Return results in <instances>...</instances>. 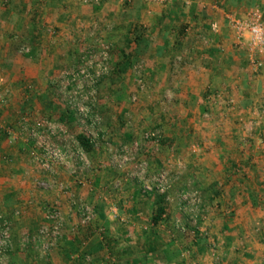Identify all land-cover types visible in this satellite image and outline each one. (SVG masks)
Wrapping results in <instances>:
<instances>
[{
    "label": "crops",
    "instance_id": "1",
    "mask_svg": "<svg viewBox=\"0 0 264 264\" xmlns=\"http://www.w3.org/2000/svg\"><path fill=\"white\" fill-rule=\"evenodd\" d=\"M254 7L264 15V0H0V212L10 226V260L16 264L263 263L264 114L258 110L264 107V52L258 53L262 68L255 70L248 47L236 43L229 23L230 17H243ZM211 24L217 25L216 30ZM90 28L110 30L105 36L112 64L119 69L98 86L97 109L107 107L106 114H114L110 116L114 122L102 117L108 139L116 143L121 139L118 135L131 134L118 126L120 118L129 115L125 103L135 91L121 74L132 72V63L139 61L145 92L158 93L139 108V115L161 124L165 146L175 147L182 158L177 180L191 175L190 185L199 190L205 211L195 225L175 198L162 203L155 194L137 196L134 180L112 167L102 149L97 151L100 154L85 149L94 165L91 170L77 167L81 183L64 169L57 172L67 192L35 185V179L51 177L29 154L33 140L20 118L23 113L30 119L39 113L61 115L65 104L60 103L56 80L74 65L84 43L96 36L88 34ZM55 30L58 33L51 36ZM22 46L28 51L21 52ZM104 85L117 92L114 104L102 99ZM167 91L172 98L163 101ZM59 118L55 119L68 126L76 145L79 125ZM177 180L175 191L181 186ZM68 191L94 207L90 223L77 225ZM49 204L59 207L64 224L61 238L44 256L26 234L44 221ZM177 218L187 231L175 226Z\"/></svg>",
    "mask_w": 264,
    "mask_h": 264
},
{
    "label": "built area",
    "instance_id": "2",
    "mask_svg": "<svg viewBox=\"0 0 264 264\" xmlns=\"http://www.w3.org/2000/svg\"><path fill=\"white\" fill-rule=\"evenodd\" d=\"M229 19L236 43L247 45L249 62L257 70L261 64L258 53L264 50L262 11L254 7L243 17L232 16ZM211 28L216 30L217 25L211 24ZM20 51L26 52L28 47L22 46ZM141 66L139 61H134L131 65L133 81L136 85V90L129 94V100L132 102L136 101L138 94L145 90L146 82ZM111 70V45L106 38L96 35L91 42L84 43L74 65L62 70L56 80L64 107L74 116L91 150L103 149L108 153L111 166L126 170V177L137 181L142 194L158 195L164 202H171L175 198L180 208L190 214L191 222L195 225L199 210L204 208L199 190L192 186L180 187L176 191L173 189L182 167L181 160H175L173 169L169 167L170 161L167 160L168 164L152 170L148 157L137 156L141 149L155 152L160 148L162 135L159 127L150 126L142 129L139 138L132 142L115 144L108 139L106 129L102 126V115L95 107L99 100V83L110 74ZM164 97L167 101L171 100L172 93L167 91ZM258 111L264 114V107ZM20 123L29 138L33 140L29 154L51 177L49 180L35 179L34 183L37 187L48 189L54 186L67 192V186L57 180L56 174L59 168L67 171L78 183H81L82 179L77 175V167L90 170L93 168L94 163L80 142L76 141V145H73L74 136L63 121L47 116L30 119L22 115ZM145 146H148L147 150ZM68 193L70 207L78 217L77 225L90 223L96 214L94 207L81 198H75L72 192L68 191ZM115 212L114 209L110 210L114 215ZM14 213L19 214L20 210L16 209ZM63 224L64 216L59 207L49 204L45 207L44 221L32 234H26V240L33 243L35 248L46 256L61 238ZM175 226L181 231H187V226L179 218L175 220ZM193 231L194 229H191V232ZM11 245L10 226L6 217L0 212V264H16L8 259Z\"/></svg>",
    "mask_w": 264,
    "mask_h": 264
},
{
    "label": "rangeland",
    "instance_id": "3",
    "mask_svg": "<svg viewBox=\"0 0 264 264\" xmlns=\"http://www.w3.org/2000/svg\"><path fill=\"white\" fill-rule=\"evenodd\" d=\"M56 28V27H55ZM108 31H110L109 29H105L104 31L102 30L101 31V28L98 30V29H96V28H90L89 29V31H88V34L91 36V37H93L94 35H99V34H101V36L103 35V37L104 38H106V36H105V34L108 32ZM90 32V33H89ZM92 32V33H91ZM97 32V33H96ZM58 32H56V30L53 32V33H51L50 35L51 36H53L54 34H57ZM88 35V36H89ZM50 36V37H51ZM87 36V37H88ZM95 37V36H94ZM93 37V38H94ZM92 38V39H93ZM92 39H91V41H92ZM90 41V42H91ZM244 46H245V48H247V45H245L244 44ZM261 52H264V50L263 51H261ZM260 60H262V58L260 59ZM142 64V63H141ZM116 64H112V69H114V66H115ZM262 66H263V63H261L260 65H259V67L258 68H262ZM121 70H123V69H121ZM254 71V70H253ZM126 72H127V74H124V73H122L121 75H123V78H122V80H124V82H126V83H130L128 86L130 87V89H134V90H136V85L133 83V75H132V72L130 71V69H127L126 70ZM111 74H109V75H107V76H105L104 78H108L109 77V79L110 78H112L111 76H113L115 73H117V72H115V70H112V72H110ZM143 73V72H142ZM119 75V74H118ZM144 77V76H143ZM103 78V79H104ZM144 80H145V78H144ZM106 82V81H105ZM145 82H146V80H145ZM108 86H110V85H107V87ZM105 85L104 86H102V92H101V95H102V99L104 100V102H105V100H106V102L108 103V105L109 104H114V101L112 100V98L115 96V95H117L116 93L117 92H114V91H111V90H107L106 88H107ZM115 87V86H114ZM110 88V87H109ZM115 89H116V87H115ZM130 89H128L127 91H129ZM145 89H146V85H145ZM147 90H149V88L147 89ZM151 90V89H150ZM148 91V92H145V90H143V91H141L139 94H138V99L136 100V101H130L129 99V104H127V103H125L126 105H127V110H126V112L129 114L128 116H126V117H122V118H120V121L122 122V125H118V126H122L123 127V133H125L126 131L127 132H130L131 134H130V136H126V133L125 134H120V135H118V136H120L121 137V139H116V140H118V142H119V140L121 141V142H132V141H134V140H137L138 138H139V135H140V132H141V130L142 129H144V128H147V127H150L151 126V122H155V121H153V118L152 117H150V119H149V121H146V118L144 117V116H146V114H142L143 116H141V115H139V108L141 107V106H143L144 105V103H147V102H149V101H151L152 100V98H153V96H158V93H156V94H153L152 93V91ZM125 95V94H124ZM221 94L219 93V97H221L220 96ZM127 96H128V94H127ZM161 97H163L162 98V100L163 101H165L164 99H165V97H164V95L163 96H161ZM217 97V96H216ZM218 98V97H217ZM115 101H120V102H124V101H121L120 99H115ZM167 101V100H166ZM63 102V100H60V103H62ZM154 102H157L155 99H154ZM107 103H105V104H102L101 106H105V105H107ZM162 106H166V105H164V104H162ZM97 107H98V104L96 105V107H95V109L96 110H98L97 109ZM110 107H111V105H110ZM108 108H109V106H108ZM65 109V108H64ZM142 110V109H141ZM98 111H100L101 112V115H103L102 117H104V119H107V117H108V120L106 121V122H108L109 120H111L112 122H114V119H112L110 116L113 114V112H112V114H106L107 113V107L105 108V109H102V111H101V108L98 110ZM53 114H50L49 116H48V114L47 113H39L38 115H41V116H47V117H50V118H52V119H55V118H59L58 117V115L55 113V112H52ZM146 113V112H145ZM23 115H25V113H23ZM28 114H26V116H27ZM114 115V114H113ZM55 116V117H54ZM115 117V116H114ZM127 120H126V119ZM72 119H73V121H74V116L72 115ZM71 119V120H72ZM112 122H109V124H107L108 125V128H112V126L111 125H113L112 124ZM150 123V124H149ZM153 124V123H152ZM124 125V126H123ZM147 125V126H146ZM161 124L158 122L157 123V121L154 123V125L153 126H159V127H161L160 126ZM114 127V126H113ZM119 128V127H118ZM114 130V129H113ZM115 132L117 131V127H115V130H114ZM114 143H115V140L113 141ZM118 142H116V143H118ZM115 143V144H116ZM168 144V143H167ZM166 144V141L164 140L163 141V137H162V140H161V146H160V148L157 150V151H155V152H147V151H144V150H140L139 152H138V154H144L145 155V157H148L149 159H150V169H152V170H155V169H157V168H159V167H161V166H165V164H168V162H167V160H169L170 161V164H169V167L170 168H175V164H174V162H175V160H181L182 158L179 156V151L175 148V147H170L169 145H168V147H166L165 145H167ZM164 145V146H163ZM146 150H147V148H148V146H145L144 147ZM101 151H103V149L101 150ZM96 152V154H100L99 152H97V151H95ZM103 156H106V155H108V153H106V152H102L101 153ZM138 157L140 156V155H137ZM141 157H143V156H141ZM92 160V159H91ZM93 162V161H92ZM106 166H107V164H106ZM59 170H62V169H58V171ZM126 170H124V172H125ZM56 176H57V174H56ZM59 176V175H58ZM191 175L190 176H188V177H185L184 179H181V181L180 180H177L178 181V183H177V185H181L180 187H184V186H191L190 185V183H193V182H191ZM134 184H135V188H137V192H136V195L137 196H143L144 194H142L141 192H140V190H138V183H137V181H134ZM174 189V191H175V188H173ZM178 189H179V187H178ZM177 189V190H178ZM107 190V189H106ZM108 190H109V188H108ZM112 191H116V189L114 190L113 188H112ZM107 193V192H106ZM106 193H104V196H106L105 194ZM112 192L110 191V193H109V191H108V195H110ZM74 197L75 198H78V196L74 193ZM108 197V196H107ZM80 198V197H79ZM109 198V197H108ZM82 199V198H81ZM67 201H68V199H67ZM205 210H204V208L202 209V210H199V212H198V214H201V213H203ZM185 212V211H184ZM264 257V256H263ZM8 259H9V255H8ZM262 260V259H261ZM264 264V258H263V263L260 261L259 262V264Z\"/></svg>",
    "mask_w": 264,
    "mask_h": 264
},
{
    "label": "trees",
    "instance_id": "4",
    "mask_svg": "<svg viewBox=\"0 0 264 264\" xmlns=\"http://www.w3.org/2000/svg\"><path fill=\"white\" fill-rule=\"evenodd\" d=\"M137 34H135V37L137 38ZM128 52V50L126 51ZM125 52V53H126ZM129 57V55L127 56ZM116 66V65H115ZM115 71L119 70L118 67H114ZM61 120H64L66 121L67 123L70 124V120L72 119V113L67 109L65 108L64 111L61 112V115H59ZM73 120V119H72ZM76 133V136H77V139L78 141L80 142V144L86 149V150H89L91 149L90 146H89V143L87 141V139L84 137L83 133L81 131H77L75 132ZM158 196V195H157ZM160 199H161V202L163 203L164 200L162 199V197L158 196Z\"/></svg>",
    "mask_w": 264,
    "mask_h": 264
}]
</instances>
